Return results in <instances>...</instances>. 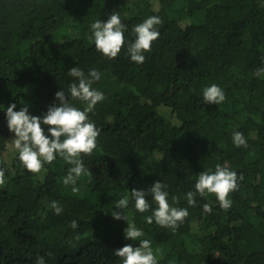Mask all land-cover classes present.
I'll use <instances>...</instances> for the list:
<instances>
[{
  "label": "trees",
  "instance_id": "obj_1",
  "mask_svg": "<svg viewBox=\"0 0 264 264\" xmlns=\"http://www.w3.org/2000/svg\"><path fill=\"white\" fill-rule=\"evenodd\" d=\"M113 12L126 25L127 43L108 59L90 26ZM150 16L163 21L160 36L137 64L127 45L133 27ZM73 67L85 76L96 69L92 87L105 99L88 114L100 130L97 149L82 157L91 182L81 176L66 186L72 165L59 156L40 174L26 170L6 109L26 105L42 118L64 91L83 110L70 96L78 84L67 74ZM212 84L225 93L220 105L203 100ZM236 131L247 147L234 145ZM217 164L244 177L231 208L222 209L214 194H197L189 206L186 193ZM0 169V264H35L38 256L45 264H121L114 252L139 246L125 239L127 223L151 241L158 264H264V0H0ZM157 181L170 205L189 212L175 232L146 222L158 206L151 195L145 213L131 198V190L147 192ZM126 195L128 221L115 220L111 212ZM53 200L62 214L47 207Z\"/></svg>",
  "mask_w": 264,
  "mask_h": 264
},
{
  "label": "clouds",
  "instance_id": "obj_2",
  "mask_svg": "<svg viewBox=\"0 0 264 264\" xmlns=\"http://www.w3.org/2000/svg\"><path fill=\"white\" fill-rule=\"evenodd\" d=\"M162 23L163 21L158 16H150L133 27L132 32L135 35V40L127 45V54L131 61L137 64L145 62V53L151 52L153 42L158 40L160 33L157 26ZM90 27L96 50L108 59L117 58L127 43L124 36L126 25L122 23L120 16L113 12L106 22L96 20ZM67 74L78 80V84H71L70 96L73 100H79L86 105L83 110L74 107L66 98L64 91H58L55 94L60 105L50 106L42 118L30 115L26 105L19 111L14 110L16 104H11L6 109L7 126L9 131L14 133L13 145L26 170L32 174H40L44 171L45 164H52L59 156L66 163L72 165L68 175L63 179V184L66 186L75 185L76 180L81 176H87L91 182L92 173L84 167L82 157L91 156L97 149L100 130L89 119L88 114L105 99L102 92L92 87L93 82L100 80L101 74L96 69L90 70L88 76H85L79 67H73ZM202 95L207 104L220 105L226 99L224 91L216 84L205 87ZM43 126H47V133ZM233 143L236 147H247V141L239 131L233 133ZM243 178L242 174L238 175L236 171L227 166L217 164L214 172L203 171L199 174L195 183L196 191L186 193L185 198L188 205L194 207L197 194L201 197L214 194L219 206L228 210L232 206V200L229 197L231 193L238 190L239 183ZM4 187H6L5 171L0 169V188ZM166 187L165 184L157 181L147 192L131 190V198L135 201L136 211L145 213L151 208L146 198L151 195L158 206L152 211V215L145 217L146 222L152 224L155 220V223L160 227L169 228L175 232L188 217L189 212L187 208L169 204ZM72 191L76 193L79 189L73 187ZM172 199L174 203L179 202L178 197ZM128 204L129 197L127 195L119 199L115 208L120 211H112V217L115 220L128 221V217L123 211L128 207ZM47 207L53 210L56 215L63 212V207L55 200L51 201ZM203 210L205 213L212 211L208 204L203 206ZM46 214L45 212L43 215L46 216ZM127 225L125 239L139 240V246L134 247L132 244H126L116 250L114 255L120 258L121 264H158L151 247V241L140 239L144 233L134 223H127ZM71 227L77 228V221L73 220ZM35 264H45L44 257L38 256Z\"/></svg>",
  "mask_w": 264,
  "mask_h": 264
},
{
  "label": "rangeland",
  "instance_id": "obj_3",
  "mask_svg": "<svg viewBox=\"0 0 264 264\" xmlns=\"http://www.w3.org/2000/svg\"><path fill=\"white\" fill-rule=\"evenodd\" d=\"M66 38H67L66 36H63V37L61 36V39H66Z\"/></svg>",
  "mask_w": 264,
  "mask_h": 264
}]
</instances>
